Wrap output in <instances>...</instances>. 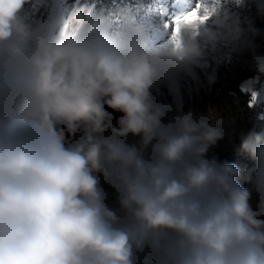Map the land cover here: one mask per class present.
I'll list each match as a JSON object with an SVG mask.
<instances>
[{"label": "clouds", "instance_id": "1", "mask_svg": "<svg viewBox=\"0 0 264 264\" xmlns=\"http://www.w3.org/2000/svg\"><path fill=\"white\" fill-rule=\"evenodd\" d=\"M247 2L264 16V0ZM196 3L156 21L0 0V264H264V137L245 140L255 165L242 175L211 155L233 120L214 105L172 116L155 96L227 46L252 51L241 89L258 101L259 30L229 10L235 0L171 39L165 23Z\"/></svg>", "mask_w": 264, "mask_h": 264}, {"label": "trees", "instance_id": "2", "mask_svg": "<svg viewBox=\"0 0 264 264\" xmlns=\"http://www.w3.org/2000/svg\"><path fill=\"white\" fill-rule=\"evenodd\" d=\"M74 2L75 0H69V3ZM79 2L84 6L94 5L97 8L105 7L114 11L124 10L132 15L137 12L141 13L147 6H151L154 0H79ZM237 6V12H240V8H243L241 11L245 16L244 19L242 18L243 24L252 21L253 26L259 30V39H254V49L256 54L264 55V16L259 15L255 6L247 2V0L243 5ZM237 19L239 20V18ZM230 53L231 49L229 47L220 46L218 55L209 58L205 74L210 73L214 68L216 71V81L222 79L224 74H226V63L229 60ZM252 57L253 53L248 57L244 69L237 73L238 75L234 82L226 87V94L217 100V108L224 115L225 119L233 120L234 124L230 135H226L211 151V155L216 156L220 161H228L238 165L243 170L242 175H246L247 171L251 170L255 165V161L243 147L245 140L256 135L264 137V90L261 92L257 89L260 94L258 101L254 106L249 107L250 96L241 89L243 82L253 79L256 75L250 69ZM261 85L264 87V79H261L256 84V86ZM155 96L159 103L170 104L162 94L155 93ZM183 102L182 111H193L191 107L186 108ZM108 111L112 112L113 110L108 109ZM113 115V123H115V118H118L120 113L114 112ZM171 115L174 116L173 112ZM138 141L139 137L129 136V142ZM241 183L245 187L250 186L243 178L241 179ZM109 202L112 203L113 201Z\"/></svg>", "mask_w": 264, "mask_h": 264}, {"label": "rangeland", "instance_id": "3", "mask_svg": "<svg viewBox=\"0 0 264 264\" xmlns=\"http://www.w3.org/2000/svg\"><path fill=\"white\" fill-rule=\"evenodd\" d=\"M180 7V0H154L151 6H147L141 13H134L132 15L136 17H142L146 14H150L151 18L158 21L160 19H170L174 16ZM237 5L229 6V10L239 18V21L242 25H247L248 23H252V21L243 24L242 18L244 19V14L241 13L243 8H240V12L236 11ZM241 17V19H240ZM259 39V35L252 38L253 45L254 39ZM160 41L163 40V37L158 38ZM252 53L251 50L244 51H236L231 53L228 57V61L226 63V74L219 81H216L214 85L209 87L206 81L205 68L204 69H196L194 73L186 78H181L178 82V85L175 89L170 90L168 87L161 88L157 93L162 94L165 97L167 102L169 101V105L173 107V115H176V107L177 105L182 108V102L185 104V107H191L194 113H203L207 110L209 105H214L217 107V100L220 97H223L229 85H231L237 73L240 70L244 69L247 64V59ZM256 88L262 92L264 87L256 86Z\"/></svg>", "mask_w": 264, "mask_h": 264}, {"label": "snow or ice", "instance_id": "4", "mask_svg": "<svg viewBox=\"0 0 264 264\" xmlns=\"http://www.w3.org/2000/svg\"><path fill=\"white\" fill-rule=\"evenodd\" d=\"M236 4L239 5L241 0H235ZM220 3V0H197L196 7L188 13L182 20H175L174 25L165 23V28L172 27L171 39L173 41L177 40L178 33L182 26L197 27L200 23H203L215 10V7ZM203 13V14H201ZM256 99V94L252 93L251 100L249 103Z\"/></svg>", "mask_w": 264, "mask_h": 264}]
</instances>
